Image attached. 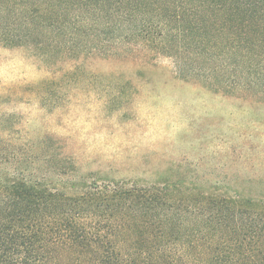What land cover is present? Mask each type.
Listing matches in <instances>:
<instances>
[{
	"label": "trees",
	"instance_id": "trees-1",
	"mask_svg": "<svg viewBox=\"0 0 264 264\" xmlns=\"http://www.w3.org/2000/svg\"><path fill=\"white\" fill-rule=\"evenodd\" d=\"M0 45L46 62L166 56L181 79L264 101V0H0ZM59 186L0 171V264H264V202Z\"/></svg>",
	"mask_w": 264,
	"mask_h": 264
},
{
	"label": "rangeland",
	"instance_id": "rangeland-1",
	"mask_svg": "<svg viewBox=\"0 0 264 264\" xmlns=\"http://www.w3.org/2000/svg\"><path fill=\"white\" fill-rule=\"evenodd\" d=\"M0 158L69 195L114 181L260 203L264 101L181 79L166 56L46 62L0 45Z\"/></svg>",
	"mask_w": 264,
	"mask_h": 264
},
{
	"label": "clouds",
	"instance_id": "clouds-1",
	"mask_svg": "<svg viewBox=\"0 0 264 264\" xmlns=\"http://www.w3.org/2000/svg\"><path fill=\"white\" fill-rule=\"evenodd\" d=\"M5 54H7V53L5 52Z\"/></svg>",
	"mask_w": 264,
	"mask_h": 264
}]
</instances>
